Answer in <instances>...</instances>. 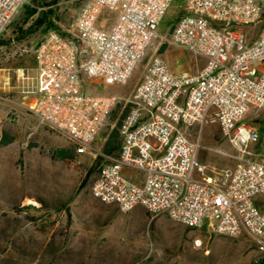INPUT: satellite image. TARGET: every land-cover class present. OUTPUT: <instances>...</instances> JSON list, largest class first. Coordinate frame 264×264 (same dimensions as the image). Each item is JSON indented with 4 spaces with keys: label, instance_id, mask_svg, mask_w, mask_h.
I'll return each mask as SVG.
<instances>
[{
    "label": "built area",
    "instance_id": "obj_1",
    "mask_svg": "<svg viewBox=\"0 0 264 264\" xmlns=\"http://www.w3.org/2000/svg\"><path fill=\"white\" fill-rule=\"evenodd\" d=\"M27 1L0 0V37ZM174 1L84 0L70 32L51 29L34 49V100L27 107L78 153L101 157L92 187L100 200L123 212L142 205L191 228L246 233L264 251V0H187L166 40L205 64L177 74L153 54L120 123V151L93 146L120 98L85 91V78L126 83ZM259 24L250 38L245 26ZM251 114L257 122L248 121ZM209 124H219L242 152L234 167L214 174L199 160ZM124 168L142 172L143 181L128 179Z\"/></svg>",
    "mask_w": 264,
    "mask_h": 264
},
{
    "label": "rangeland",
    "instance_id": "obj_2",
    "mask_svg": "<svg viewBox=\"0 0 264 264\" xmlns=\"http://www.w3.org/2000/svg\"><path fill=\"white\" fill-rule=\"evenodd\" d=\"M186 1H174L159 26V35L126 83L104 85L85 78V91L120 98L93 143L96 149L105 151V143L111 139L113 151H118L120 122L131 109L133 90L153 54H161L177 74H194L205 63L204 57L166 40ZM83 2L28 0L0 37V67L6 68L0 71V84L7 76H17L27 49L33 44L36 47L46 34L42 28L29 31L37 14L29 16L28 10L50 8L56 22L53 29L68 33ZM259 28L260 24L244 30L255 38ZM0 92L10 98L0 100V136L4 131L11 140L0 142V264H264V254L246 233H219L206 225L191 228L142 205L123 212L117 204L100 200L92 187L100 174L101 157L95 151L78 153L70 139L12 101L10 91L0 87ZM259 116L264 126V110ZM248 121L255 123L257 118L251 114ZM189 136L194 139L196 134ZM201 142L204 148L199 160L207 166L208 174L234 167L242 155L219 124L206 125ZM92 166V174L80 188ZM99 222L108 223L111 233L109 223L117 224L123 245L120 239L90 247L75 245L85 242L74 239L78 230Z\"/></svg>",
    "mask_w": 264,
    "mask_h": 264
},
{
    "label": "crops",
    "instance_id": "obj_3",
    "mask_svg": "<svg viewBox=\"0 0 264 264\" xmlns=\"http://www.w3.org/2000/svg\"><path fill=\"white\" fill-rule=\"evenodd\" d=\"M35 48H36L35 44H33L32 47L27 49L24 64L22 67L18 68L20 71L18 72L17 76H14V77L7 76L5 81L0 84L1 88H3L4 90L10 91V93H12L13 95L12 101L17 103L18 105L25 106V107H27V105H29L34 100V96L30 93V90L33 87L34 76L36 74V68H37V59L34 53ZM204 64L205 63H202L200 65V67L197 69V72L202 68ZM2 69L4 71L6 70L5 67H0V71H2ZM102 94H106V93H102ZM121 144H122V140L120 144L117 145V149H118L117 152L113 151L115 150V148H110L109 150H105V151L118 153L120 151ZM123 172H124V175L132 181L141 183L144 179L143 173L136 169L124 168ZM69 211L72 215V210H69ZM109 224L112 225L111 230L113 231V233L109 232L108 223H103V222L93 223L87 230L86 229L78 230L77 237L74 239L79 240V241H85V242L75 243V245L90 247L96 244L100 245L101 242H105V241L113 240V239H120L123 245V236H121V234L119 233L120 227L117 226V224L113 222ZM83 231L88 232V234H83ZM121 254L123 255V252H121Z\"/></svg>",
    "mask_w": 264,
    "mask_h": 264
},
{
    "label": "trees",
    "instance_id": "obj_4",
    "mask_svg": "<svg viewBox=\"0 0 264 264\" xmlns=\"http://www.w3.org/2000/svg\"><path fill=\"white\" fill-rule=\"evenodd\" d=\"M27 14L29 16L37 14L35 20L33 21V23L31 24V26L29 28L30 32L42 28L44 33H47L49 30L53 29L54 26L56 25L55 19L53 17L52 10L50 8L48 10H43V9L38 10V8L34 7L32 9L28 10ZM263 128H264V126L262 125V129ZM9 141H11V140L7 139L5 137V132L3 131L2 135L0 136V142L4 144V143H7ZM110 148H113L111 139L107 140V142L105 144V149L106 150H109ZM93 169H94V166H92L91 168L88 169L83 182L80 184V188H82L86 184V182L88 181L90 175L93 172Z\"/></svg>",
    "mask_w": 264,
    "mask_h": 264
},
{
    "label": "bare ground",
    "instance_id": "obj_5",
    "mask_svg": "<svg viewBox=\"0 0 264 264\" xmlns=\"http://www.w3.org/2000/svg\"><path fill=\"white\" fill-rule=\"evenodd\" d=\"M259 252H261V253H263V254H264V251H259Z\"/></svg>",
    "mask_w": 264,
    "mask_h": 264
}]
</instances>
